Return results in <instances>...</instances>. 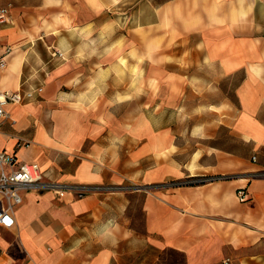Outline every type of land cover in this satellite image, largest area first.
Here are the masks:
<instances>
[{"label":"crops","instance_id":"1","mask_svg":"<svg viewBox=\"0 0 264 264\" xmlns=\"http://www.w3.org/2000/svg\"><path fill=\"white\" fill-rule=\"evenodd\" d=\"M8 5L0 91L34 95L7 106L0 151L43 183L96 190L21 191L0 264H124L144 247L264 264V0ZM205 177L223 178L191 184ZM136 196L144 236L130 227Z\"/></svg>","mask_w":264,"mask_h":264},{"label":"built area","instance_id":"2","mask_svg":"<svg viewBox=\"0 0 264 264\" xmlns=\"http://www.w3.org/2000/svg\"><path fill=\"white\" fill-rule=\"evenodd\" d=\"M11 6L0 8V34L1 26L9 21ZM1 36V35H0ZM61 56L60 53H57ZM4 68V60L0 58V69ZM38 89L37 93H41ZM34 93L28 91H17L7 93L0 91V124L9 116L8 105H20L25 101L32 100ZM254 161L255 158L253 157ZM223 177H205L191 183L200 184L222 179ZM225 178V177H224ZM54 191L57 195L63 196L65 191L74 192L78 198L85 197V194L96 190L87 186H66L61 184L43 183L39 166L35 163H24L17 165L16 157L0 151V227L10 229L14 226L13 212L16 206L22 203L21 191ZM240 203L247 201L246 192L243 189L236 191ZM222 264H229L226 260Z\"/></svg>","mask_w":264,"mask_h":264},{"label":"rangeland","instance_id":"3","mask_svg":"<svg viewBox=\"0 0 264 264\" xmlns=\"http://www.w3.org/2000/svg\"><path fill=\"white\" fill-rule=\"evenodd\" d=\"M149 49H137V72L138 75H140V73H142V71L144 70V67L146 66V64H144V54L145 52H149ZM148 59H153L150 55L147 56ZM147 70H155L158 71L160 70V65H147ZM237 83L236 80L233 81L234 84V88H235V84ZM138 86L143 87V81L142 80H138L137 81ZM154 88H156V83L155 85H153ZM141 203H142V198H140V196H136L134 198V200L132 201V208L129 211V216L131 217V223H130V227L132 229H134V231L136 232V234L138 236H144V229H143V212H142V207H141ZM158 258V259H157ZM161 258H164V261L167 260H171L173 261L174 264H183L182 263V258L178 255H173V254H164V255H159V253L156 252V250H154L151 247H144L140 250H136L134 252H131L130 255L126 256L124 259V264H143L144 261H148L147 263L150 264L153 261H156L157 263L159 262L162 263ZM159 260V261H158Z\"/></svg>","mask_w":264,"mask_h":264},{"label":"trees","instance_id":"4","mask_svg":"<svg viewBox=\"0 0 264 264\" xmlns=\"http://www.w3.org/2000/svg\"><path fill=\"white\" fill-rule=\"evenodd\" d=\"M191 184H194V183H191ZM200 184H202V183H200ZM143 235H145V232H144V234ZM157 253H159V255H164V254H173V255H178V256H180L181 258H182V263L183 264H187L186 263V257H185V255L184 254H182V253H180V252H178V251H175V250H172V249H164V250H162V251H157ZM158 259V258H157ZM159 261V260H158ZM160 261H162V263H160V264H174L173 263V261H169V260H167V261H164V258H161V260ZM150 264H159V262L157 263L156 261H153V262H151Z\"/></svg>","mask_w":264,"mask_h":264}]
</instances>
